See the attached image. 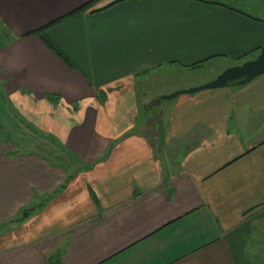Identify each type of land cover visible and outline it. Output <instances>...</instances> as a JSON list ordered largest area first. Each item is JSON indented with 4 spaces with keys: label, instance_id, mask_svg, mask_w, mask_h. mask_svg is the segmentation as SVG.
I'll use <instances>...</instances> for the list:
<instances>
[{
    "label": "crops",
    "instance_id": "crops-1",
    "mask_svg": "<svg viewBox=\"0 0 264 264\" xmlns=\"http://www.w3.org/2000/svg\"><path fill=\"white\" fill-rule=\"evenodd\" d=\"M88 1L0 0V118L72 159L0 139V264H264V72L155 100L176 69L257 55L264 14L242 7L264 0H92L52 22Z\"/></svg>",
    "mask_w": 264,
    "mask_h": 264
},
{
    "label": "rangeland",
    "instance_id": "rangeland-1",
    "mask_svg": "<svg viewBox=\"0 0 264 264\" xmlns=\"http://www.w3.org/2000/svg\"><path fill=\"white\" fill-rule=\"evenodd\" d=\"M223 1L230 2V3L236 2L235 0H223ZM240 6H243V5H240ZM262 6L263 5L257 8H254V6H252V8L250 9L246 7H242V8L247 9L250 12L255 13V14H264L263 13L264 9ZM255 56L249 55L247 57H243L242 59L236 60L234 62L227 61L225 59L222 60L220 58L207 60V61L202 62L201 65H199L198 67H195L194 69H179V70L176 69L174 72V76L172 77L171 75H168L166 80H168L169 84H172L175 87H177V85L183 86V87L174 89V91L178 89L191 87V86L201 85V84H204L212 80L211 76L215 74V72L218 71L220 68H226L231 65L240 64L245 60L255 58ZM0 101H2L0 105L6 106V102L3 100L1 95H0ZM11 109L12 111L10 112L8 116L11 117L10 119H12L13 117V119L10 120L12 126H9V128L5 127L6 126L5 123L0 118V123L3 124V126L0 125V139H2L3 141H9V143L11 144H13L14 142H17L19 143L18 145L21 149L22 148L23 149H34L42 153H45L49 155L51 158L56 159V160H58L59 156H61L62 163L65 166H69L72 159L66 154V152L61 151L53 135L48 134V132L43 133L37 130L35 126L27 122L25 117L17 109H13L12 107ZM157 109L161 110L162 108L159 107ZM146 120H147V123L151 124L152 126L151 125L150 126L154 128H158V126L161 125L162 123V119L159 113L157 112V110L154 112L152 111L148 112ZM151 127L148 128L149 131L147 129L145 130L146 132L148 131L149 134L152 132V130L150 131ZM160 136L161 134L157 138V136L156 135L154 136L153 134V135H150V138H152L153 142L159 146L160 142L158 139L160 138ZM166 153L169 155L168 158L171 157L170 154L172 153H170V151H167ZM73 162L74 163L76 162L75 158Z\"/></svg>",
    "mask_w": 264,
    "mask_h": 264
},
{
    "label": "water",
    "instance_id": "water-1",
    "mask_svg": "<svg viewBox=\"0 0 264 264\" xmlns=\"http://www.w3.org/2000/svg\"><path fill=\"white\" fill-rule=\"evenodd\" d=\"M264 72V46L261 47L259 53L253 59L245 60L240 64L231 65L224 68L212 80L196 86L175 90L171 93L162 94L156 97V101L161 98H171L181 92H192L201 88H214L226 86L229 82L245 83L258 74ZM155 105V104H154ZM153 106V105H152Z\"/></svg>",
    "mask_w": 264,
    "mask_h": 264
},
{
    "label": "trees",
    "instance_id": "trees-1",
    "mask_svg": "<svg viewBox=\"0 0 264 264\" xmlns=\"http://www.w3.org/2000/svg\"><path fill=\"white\" fill-rule=\"evenodd\" d=\"M92 2V0L80 5L79 7L73 9L72 11L66 13L65 15H62L56 19H54L52 22H56L58 20H61L62 18H64L65 16H68L69 14H72L74 13L75 11H79V10H82L84 9L88 4H90ZM94 10H97V9H94ZM50 24V23H49ZM49 24H45L41 27H39L38 29L34 30L33 32H36L38 33V35L42 38V40L48 44L58 55H62L61 51L49 40V38L46 36L45 34V28L49 25ZM63 56V55H62ZM234 82V81H233ZM231 83V82H229ZM47 99L51 100V101H57L59 99V97H54V98H51V97H48L47 96ZM29 213V210L26 209L24 210V212L22 213V216H25V214Z\"/></svg>",
    "mask_w": 264,
    "mask_h": 264
}]
</instances>
